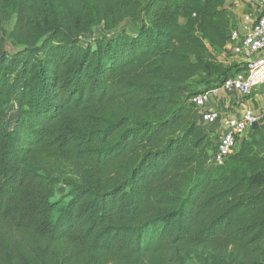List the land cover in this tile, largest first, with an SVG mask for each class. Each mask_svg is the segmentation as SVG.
I'll list each match as a JSON object with an SVG mask.
<instances>
[{"label":"trees","instance_id":"trees-1","mask_svg":"<svg viewBox=\"0 0 264 264\" xmlns=\"http://www.w3.org/2000/svg\"><path fill=\"white\" fill-rule=\"evenodd\" d=\"M224 2L0 0V264H264L262 152L190 102L246 69Z\"/></svg>","mask_w":264,"mask_h":264},{"label":"built area","instance_id":"built-area-1","mask_svg":"<svg viewBox=\"0 0 264 264\" xmlns=\"http://www.w3.org/2000/svg\"><path fill=\"white\" fill-rule=\"evenodd\" d=\"M224 56L246 62V69L220 86L193 97L190 102L197 110L206 105L209 95L217 94L220 90L248 98L255 90L264 88V12L245 34L237 30L229 32ZM199 115L203 125H214L219 119V112L216 111H202ZM259 119V116L246 112L239 118L227 120L225 131L218 138L213 163L221 164L230 154L235 137H242Z\"/></svg>","mask_w":264,"mask_h":264},{"label":"crops","instance_id":"crops-1","mask_svg":"<svg viewBox=\"0 0 264 264\" xmlns=\"http://www.w3.org/2000/svg\"><path fill=\"white\" fill-rule=\"evenodd\" d=\"M224 6L230 17L231 30H237L242 35L264 12L263 0H225ZM224 58L227 63L234 62L240 64L242 68H246V62ZM202 111L219 112V119L214 125H202L204 131L211 133L217 140L225 131L227 120L239 118L246 112L259 116L260 119L257 124L263 125L264 88L255 90L248 98H242L231 92L220 90L217 94L208 96L206 105L197 110L198 114ZM256 129H259V127ZM261 156L264 157V151H262Z\"/></svg>","mask_w":264,"mask_h":264},{"label":"rangeland","instance_id":"rangeland-1","mask_svg":"<svg viewBox=\"0 0 264 264\" xmlns=\"http://www.w3.org/2000/svg\"><path fill=\"white\" fill-rule=\"evenodd\" d=\"M13 24V20H11L8 25L6 26L7 31L11 30ZM102 32V28L101 27H97L95 29H93V31L91 32L90 37H83V41H87V40H91L93 38L98 37ZM259 129H251L249 128L245 134L243 136L245 137H253L256 141V147L258 150H260L261 152L264 151V124L263 125H258ZM66 193V188L62 185L58 186L57 190H56V194H55V198L54 200L59 199L63 194ZM187 264H202V262L200 260H198L196 257L192 258L191 260L188 261Z\"/></svg>","mask_w":264,"mask_h":264},{"label":"water","instance_id":"water-1","mask_svg":"<svg viewBox=\"0 0 264 264\" xmlns=\"http://www.w3.org/2000/svg\"><path fill=\"white\" fill-rule=\"evenodd\" d=\"M257 127H258V124L257 123H253L250 128L255 130Z\"/></svg>","mask_w":264,"mask_h":264}]
</instances>
